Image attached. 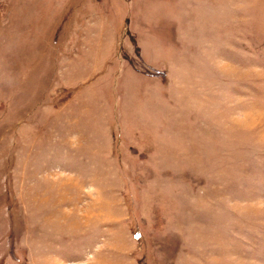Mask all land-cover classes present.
<instances>
[{
	"label": "rangeland",
	"instance_id": "1",
	"mask_svg": "<svg viewBox=\"0 0 264 264\" xmlns=\"http://www.w3.org/2000/svg\"><path fill=\"white\" fill-rule=\"evenodd\" d=\"M0 264H264V0H0Z\"/></svg>",
	"mask_w": 264,
	"mask_h": 264
}]
</instances>
